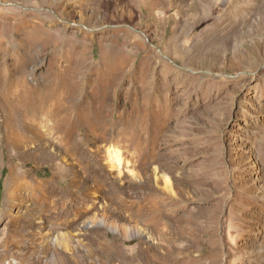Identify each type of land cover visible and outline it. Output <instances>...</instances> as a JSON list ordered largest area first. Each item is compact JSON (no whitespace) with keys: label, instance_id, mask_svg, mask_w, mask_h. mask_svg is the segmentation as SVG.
I'll return each instance as SVG.
<instances>
[{"label":"rangeland","instance_id":"374dc122","mask_svg":"<svg viewBox=\"0 0 264 264\" xmlns=\"http://www.w3.org/2000/svg\"><path fill=\"white\" fill-rule=\"evenodd\" d=\"M246 1L0 0V264H264Z\"/></svg>","mask_w":264,"mask_h":264},{"label":"bare ground","instance_id":"6f19581e","mask_svg":"<svg viewBox=\"0 0 264 264\" xmlns=\"http://www.w3.org/2000/svg\"><path fill=\"white\" fill-rule=\"evenodd\" d=\"M241 1H243V0H241ZM244 1H246V0H244ZM251 0H247L246 2L247 3H249ZM241 7V6H240ZM240 7L238 6V9H240ZM241 8H244V7H241ZM246 8V7H245ZM248 8H253L252 7V4H251V6H249ZM262 8H263V6H261V5H259V6H255V10H257V12L260 10H262ZM253 10H254V8H253ZM256 13V12H255ZM32 221V220H31ZM33 223V222H32ZM33 225V224H32ZM31 225V226H32ZM28 226V225H27ZM26 234H29V233H26ZM24 235V234H23ZM46 247H48V248H50V245L49 244H47V245H45ZM28 248H31V245H29V247Z\"/></svg>","mask_w":264,"mask_h":264}]
</instances>
